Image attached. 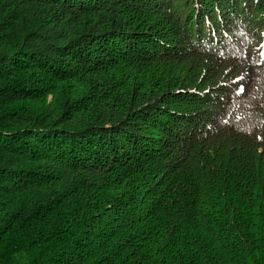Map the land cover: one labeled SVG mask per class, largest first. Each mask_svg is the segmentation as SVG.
<instances>
[{
    "label": "trees",
    "instance_id": "1",
    "mask_svg": "<svg viewBox=\"0 0 264 264\" xmlns=\"http://www.w3.org/2000/svg\"><path fill=\"white\" fill-rule=\"evenodd\" d=\"M0 264H264V0H0Z\"/></svg>",
    "mask_w": 264,
    "mask_h": 264
}]
</instances>
